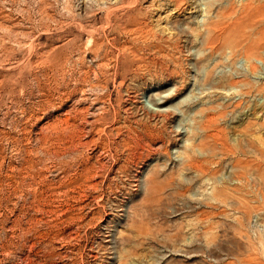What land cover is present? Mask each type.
Listing matches in <instances>:
<instances>
[{
    "label": "rangeland",
    "instance_id": "1",
    "mask_svg": "<svg viewBox=\"0 0 264 264\" xmlns=\"http://www.w3.org/2000/svg\"><path fill=\"white\" fill-rule=\"evenodd\" d=\"M0 264H264V0H0Z\"/></svg>",
    "mask_w": 264,
    "mask_h": 264
}]
</instances>
